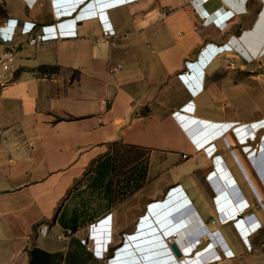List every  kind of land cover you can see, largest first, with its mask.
I'll return each instance as SVG.
<instances>
[{
	"label": "crops",
	"instance_id": "1",
	"mask_svg": "<svg viewBox=\"0 0 264 264\" xmlns=\"http://www.w3.org/2000/svg\"><path fill=\"white\" fill-rule=\"evenodd\" d=\"M111 1L0 0V23L9 21L18 50L14 81L0 90V264L117 262L149 237L166 248L170 229L166 246L193 254L212 241L200 237L203 228L217 230L234 254L218 264H264V127L255 132L264 118V0ZM166 7L173 10L162 16ZM88 10L103 12L108 42ZM214 10L228 19L222 26L210 22ZM200 13L209 17L203 25ZM62 19L76 36L57 38ZM22 22L25 35L17 33ZM37 31L43 43L28 45ZM175 115L188 120L181 125ZM238 124L248 132L233 130ZM235 133H247L245 147ZM116 144L148 152L137 189L114 176ZM204 147L216 150L209 156ZM169 190L179 207L160 216L151 206ZM240 200L243 211L234 208ZM101 219L111 238L103 257L86 247L89 224ZM247 219L261 224L244 227L249 248L233 223ZM66 230L69 240L58 239ZM170 250L154 263L128 264L177 259Z\"/></svg>",
	"mask_w": 264,
	"mask_h": 264
},
{
	"label": "built area",
	"instance_id": "2",
	"mask_svg": "<svg viewBox=\"0 0 264 264\" xmlns=\"http://www.w3.org/2000/svg\"><path fill=\"white\" fill-rule=\"evenodd\" d=\"M51 1H52L53 5H55V7H56V4H59L61 1H64V0H61V1L60 0H51ZM122 1H127V0H112L111 2H109V4L113 5V4H117L119 2H122ZM194 1L195 0H186L185 5L186 6L192 5ZM200 1L206 2L207 0H200ZM172 10H173L172 7H166L161 11V15L166 16ZM88 12H93L98 17V19L100 20L101 25H102L101 36L105 42H108L109 37L112 35V31L109 27V23L105 20L103 12L102 11H96V10L85 11V13H88ZM213 13L217 14V16L214 18H210V19L207 16V14L200 13L199 14V17L201 20L200 25L205 24V21L207 19H209L210 22L217 27L222 26L224 23L227 22L228 19L224 18L222 15H219L216 10H214ZM67 22H69L68 19L57 20V22H56V36H57V38L76 36L74 23L72 24V22H70L68 24ZM8 27H9V21L8 20H5L2 23H0V40L3 43H5L4 49L0 52V90L5 88L6 86H8L10 83H12L14 81V62H15V58L17 55V51H18L16 45L14 44V39L16 36L12 31L8 30ZM26 32H27L26 24H25V22H22V24H20V26H19L17 33L20 35H25ZM43 41H44L43 34L41 32H38V31L29 34L27 36V39H26V43L28 45H40L43 43ZM209 48H211L210 45H208V44L205 45L204 48L201 49L202 53L205 54L206 50ZM223 48H225L224 45L218 46V47L215 46V48L212 50V53L216 54L218 51L221 52V51H223ZM229 49H230V47H229ZM206 57L209 58L210 55H207ZM193 66L194 65H191L189 62H186V67L188 69L193 67ZM120 67H121V64H116L111 69L114 71H117L120 69ZM179 77L183 82L186 83V80L188 79V73L187 72L181 73V74H179ZM191 90L193 92V88H191ZM176 117H177V119L181 125H184V123H186V121L183 119L184 117H182L183 120L181 118H179V116H176ZM256 122L258 124L255 127V129H256L255 132L264 127V118L260 119ZM245 129L248 130V128H245ZM236 136H237V134H236ZM243 137H244L243 139H241L240 137H237V138H238V141L240 143H243L242 145L245 147L246 141H247V133L244 134ZM255 137H256V135L254 134L252 137H250V139L254 140ZM215 150H216V147H213L211 150H207L206 147H204V152L206 154H208L209 156H211ZM217 156L218 155H213L212 159L215 160V158ZM216 167H217V164H216ZM211 172H213V170L207 174V177ZM176 187H178V186H176ZM219 198L220 197L215 199V201L218 202V200H220ZM186 202H188V200H186ZM216 204L218 205V203H216ZM224 204L221 203V206H223ZM237 205H238L237 206L238 208H236V207H234V208H235V210L239 209V211L240 210L243 211L248 207V203L244 202V200H240V202H238ZM230 210H232V208ZM226 215H227V217L222 216V214L220 215V218H219L220 222H224L225 220L230 218V215H228L227 213H226ZM238 219H240V218H238ZM105 222H108V221L107 220L103 221L101 219V220L97 221L96 223L89 224V226H88V230H89L88 231V238L91 242H90V245L87 244L86 247L88 249H91L95 256H99V257H103V255L105 253H107L108 245L111 242L110 236L107 235L108 230H105V232H104V229L108 228V224ZM211 222L214 223V220H212ZM233 223H234V226L236 227V229L238 230L239 234L241 235L245 246L249 248L250 246L248 244L246 237L243 236V232L246 231L245 228H247L248 225H250L251 232L256 231L261 226L260 222H258L256 220L249 221L247 219V222H246V220H242V222L236 223V220H234ZM47 231H48V225L46 223H44V224H41L39 226L38 234L39 235H45L47 233ZM169 231H173V229L166 230V231L163 230L164 236L166 237L165 240H163V245H165V247H166L165 249L167 250V252L171 251L170 248L168 246H166L167 242L169 243L171 241V238L168 236ZM71 234H72V232L70 230H66L63 233L58 234L57 238L66 241V240H69ZM200 234H201L200 235L201 238H210V239H212V241L209 240V242L205 246H203L201 249L196 250L193 254H192V250H190L188 254L184 253L182 255H179V257L176 259L175 255L173 253H170V255H168L166 259H164V260L160 259V261L157 263H160L161 261H166L162 264H218L222 257L230 258V257L234 256L233 252L228 248L226 243L222 240V238L220 237L219 232L217 230H212L211 232H209V231H207V229L203 228L201 230ZM132 238H133V236H131V235L126 236V239H132ZM193 242H195V244H196V245L193 244L194 247L201 244V241L199 240V238H196V240H194ZM211 242H213V247L209 249L210 251H206L205 249L207 248V246ZM211 246H212V244H211ZM217 247L220 249V252H218V253L215 250ZM111 259L112 258L108 259L107 264H116V262L111 260ZM144 264H148V263L144 262Z\"/></svg>",
	"mask_w": 264,
	"mask_h": 264
},
{
	"label": "trees",
	"instance_id": "3",
	"mask_svg": "<svg viewBox=\"0 0 264 264\" xmlns=\"http://www.w3.org/2000/svg\"><path fill=\"white\" fill-rule=\"evenodd\" d=\"M113 153L114 176L118 177L119 175H122V179L125 181L128 182L130 180V186L132 189L139 188L145 178L148 152L137 146L116 144ZM128 165H130V168L122 172L124 168L128 167Z\"/></svg>",
	"mask_w": 264,
	"mask_h": 264
},
{
	"label": "water",
	"instance_id": "4",
	"mask_svg": "<svg viewBox=\"0 0 264 264\" xmlns=\"http://www.w3.org/2000/svg\"><path fill=\"white\" fill-rule=\"evenodd\" d=\"M184 118L188 120L187 117ZM185 199L187 200L186 197ZM177 207H179V204L176 203L173 204V199L171 197L170 191L168 192V196L162 202L155 203L151 206L152 209H156V211L160 212V216H163L170 211L176 210ZM140 243L141 246L138 249L135 248L133 252L129 251L128 253L127 252L122 253L121 255L122 258L119 257V260L116 263L128 264L131 263L132 261L140 260L142 258L146 259L149 262H153V261L155 262L162 257L165 248L162 247V243L159 240H157L156 237H149L148 239H143L137 244ZM170 248L173 250V252L176 255H179V251L176 249V247L173 244L170 245ZM138 251L142 253L140 256L137 254Z\"/></svg>",
	"mask_w": 264,
	"mask_h": 264
},
{
	"label": "bare ground",
	"instance_id": "5",
	"mask_svg": "<svg viewBox=\"0 0 264 264\" xmlns=\"http://www.w3.org/2000/svg\"><path fill=\"white\" fill-rule=\"evenodd\" d=\"M256 122V121H255ZM254 121L253 122H251V123H255ZM253 126H254V124H252ZM237 127H240V131H244V132H248L244 127H242L241 128V125L240 124H238V125H235L234 126V128H233V130L235 129V128H237ZM254 128V127H253ZM256 130V129H255ZM237 134V133H236Z\"/></svg>",
	"mask_w": 264,
	"mask_h": 264
},
{
	"label": "rangeland",
	"instance_id": "6",
	"mask_svg": "<svg viewBox=\"0 0 264 264\" xmlns=\"http://www.w3.org/2000/svg\"><path fill=\"white\" fill-rule=\"evenodd\" d=\"M237 110H240V111H245L244 109V107L243 106H238L237 108H236ZM235 130V129H234ZM237 137H238V135H237ZM258 137V136H257ZM256 139V138H255ZM253 143H254V141H253Z\"/></svg>",
	"mask_w": 264,
	"mask_h": 264
}]
</instances>
